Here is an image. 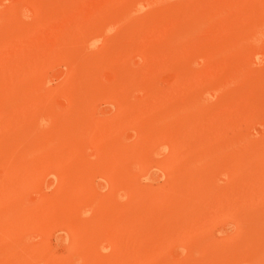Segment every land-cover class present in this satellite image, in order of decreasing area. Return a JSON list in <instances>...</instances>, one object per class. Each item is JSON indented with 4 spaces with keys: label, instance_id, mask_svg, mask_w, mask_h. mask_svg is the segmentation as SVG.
<instances>
[{
    "label": "rangeland",
    "instance_id": "374dc122",
    "mask_svg": "<svg viewBox=\"0 0 264 264\" xmlns=\"http://www.w3.org/2000/svg\"><path fill=\"white\" fill-rule=\"evenodd\" d=\"M0 264H264V0H0Z\"/></svg>",
    "mask_w": 264,
    "mask_h": 264
},
{
    "label": "bare ground",
    "instance_id": "6f19581e",
    "mask_svg": "<svg viewBox=\"0 0 264 264\" xmlns=\"http://www.w3.org/2000/svg\"><path fill=\"white\" fill-rule=\"evenodd\" d=\"M163 8H164V7H163ZM183 26H184V25H183ZM244 28H245V27H244ZM241 32H242V31H241ZM238 34H239V32H238ZM241 34H242V33H241ZM239 35H240V34H239ZM243 35H244V34H243ZM233 36H234V35H233ZM247 36H248V35H247ZM249 36H250V35H249ZM249 36H248V37H249ZM241 37H242V36L240 35V38H241ZM245 38H246V37H245ZM234 39H235V38H234ZM236 39H239V38H236ZM241 39H242V38H241ZM243 39H244V38H243ZM250 39H251V38H250ZM254 39H255V37H254ZM254 39H252V40H254ZM236 41H237V40H236ZM249 41H250V40H249ZM238 42H239V40H238ZM242 42H243V41H242ZM245 42L247 43V41L244 40V43H245ZM253 42H255V41H253ZM239 43H241V42H239ZM244 43H241V45H242V44L244 45ZM250 43H251V42H250ZM250 43H249V45H250ZM243 45H242V46H243ZM245 45H246V44H245ZM251 45H253V44H251ZM230 46H232V45H230ZM236 46H237V45H236ZM244 47H245V46H244ZM232 48H233V46H232ZM232 48H231V50H232ZM223 50H224V49H223ZM234 50H235V49H234ZM224 52H225V50H224ZM240 53H241V52H240ZM224 54H225V53H224ZM242 63H243V62H242ZM248 67H249V66H248ZM250 67H251V66H250ZM246 68H247V67H246ZM240 73H241V72H240ZM249 73H250V72H249ZM249 73H248V74H249ZM237 75L240 76L241 74H237ZM241 77H243V76H241Z\"/></svg>",
    "mask_w": 264,
    "mask_h": 264
}]
</instances>
